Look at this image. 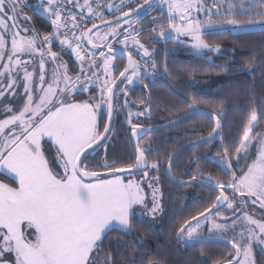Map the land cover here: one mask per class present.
I'll return each mask as SVG.
<instances>
[{
  "label": "snow or ice",
  "instance_id": "1",
  "mask_svg": "<svg viewBox=\"0 0 264 264\" xmlns=\"http://www.w3.org/2000/svg\"><path fill=\"white\" fill-rule=\"evenodd\" d=\"M20 2L21 0H0V61L7 57V62L0 70V76L8 75L10 77L12 71L23 66L25 69L24 80L26 81L25 95L27 96V100L18 113L10 107L5 108L6 118L0 120V168L14 173L19 184L18 187L13 188L0 183V264H9L4 258L6 253L14 256L12 264H93L91 254L101 241L102 235L113 225L126 232L130 231L134 208L146 206L140 184L131 179L125 182L115 174L125 171L131 173L134 168L150 167L158 170L160 165L156 162L148 164L145 153L150 149L141 147L139 143L135 147V164L131 167L124 169L104 165L113 175L112 179H99V173L90 171L88 166L83 164L82 154L94 144L106 139L111 129V118L114 112L113 97L116 95L113 90L116 78L111 76V56L105 57V54L101 52V57L104 58L103 69L106 79L100 89V103L107 104L109 116V122L104 125L103 132L99 131L97 125L96 109L99 108L100 103L93 104L90 101L67 103L63 98V94L75 86L72 78L67 75L66 65L60 64L53 70L51 81L46 80L47 73L43 57L50 55L54 63L57 58V53L50 49L47 53L43 48L39 50L41 56L39 78L41 84L47 83L48 87H41L40 91L43 94L39 96L37 102L27 83L32 79L33 73L27 71V62L22 61L21 56L37 54L39 37L35 35L21 36L19 30H12L16 27L17 8ZM67 2L72 3V0H67ZM159 3L167 6L169 13L167 27L171 31L177 33L178 36H191L192 47L197 52L203 49L219 52L218 45L210 47L201 38V21L192 18L193 12L200 13L205 10V0H159ZM224 3H227L226 13L221 11L223 3H214L217 9L215 13H212L211 7L207 8L209 25H211L213 14L217 16L255 14L264 17V0H247V7H244L243 0H240L239 4L235 0H224ZM144 5L151 7L149 0H144ZM76 6L82 9L87 8L90 15L101 20L104 19L92 7L89 0H84L83 5L77 3ZM62 7L63 5L58 6V0H46V4L43 5V11L56 30L57 38H59L61 27L65 29L68 27L67 23H63L67 18L62 15ZM107 7L111 9L114 5L108 4ZM115 7L117 11H121L124 7L123 0L120 5H115ZM237 7L240 9L239 12L235 11ZM140 9L143 10V6H140ZM254 9L256 11L253 13ZM134 12L135 10L129 7L128 11L122 13L125 23H128L126 18L133 15ZM69 15L73 21L76 19L74 15ZM177 18L184 23L177 24ZM8 21H12V24L9 25ZM116 23L119 24V20ZM227 24L234 28H247L256 25L264 27V19H250L246 23L229 19ZM72 27L80 29V26L75 23ZM95 27L96 25L93 24V28ZM160 28V37L165 38L168 34L163 30V25ZM116 35L118 32L113 30L99 38L105 42L103 46L108 47L109 52H112L113 49L107 43L108 37L115 38ZM9 36L11 37L10 48L7 46ZM138 36L139 33L136 34V37L129 34L125 36V42L130 38L133 39L139 48L143 49L144 56H148V50L139 43ZM51 39V35H45L42 38V43H50ZM84 41L91 44L93 48L101 47L93 39L92 29H80V35H76L75 32L69 35L65 31L64 38L59 39L61 47L67 45L81 63V72L76 77L77 80L80 79V76H86L84 72L85 56H81V51H88L82 47ZM206 59L210 58L206 57ZM261 63L264 61L254 62L250 67H260ZM87 66L89 68L96 66L94 57ZM153 67L155 66L153 65ZM60 68L64 69L63 76ZM92 77L98 79V73L86 76V82L90 83ZM120 77L127 80L128 84H132L134 78L141 77L140 65L132 58L130 52L128 53V63L120 72ZM13 84L14 81L10 80L9 91L12 90ZM127 94L126 91L123 92V95L127 96ZM2 95L4 92L0 91V96ZM122 107H127V101ZM189 109L192 112L199 111L195 107V101L189 105ZM145 111H138L136 115L142 116ZM9 113L11 114L9 115ZM212 115L219 117L224 113L219 111ZM131 117L132 113L129 112L132 135L139 137L143 129L139 123H132ZM258 123L257 109L252 107L243 129L240 146L236 149V158L239 162L242 159L241 151L244 153L243 158H246L253 141H255L258 145L256 159L248 165L247 171L242 175L237 176L235 172L230 173L229 183L215 181L216 186L221 189L220 195L216 197V203L211 205V208L205 209L185 221L178 230V237L182 238L186 235L188 241L202 239L204 224L201 218H203V221L207 222L209 233L215 232L222 239L223 236L220 234L226 229V224L215 222L211 216L213 210H218L225 203L228 209L235 207L224 195L226 189H232L233 193H239L242 197H255L252 202H259L260 207L264 208V135L259 133L255 136L251 135ZM219 128L220 120L216 119V126L209 136L215 134ZM44 136L49 137L58 146L57 151L63 175L52 171L41 151L40 140ZM225 155H227L226 152ZM171 159L172 156L169 157V160ZM232 167L229 159L226 169ZM226 174H229L227 170ZM147 176L148 173L145 172V178ZM86 177H96L97 182L86 183L84 180ZM209 182H212L210 178ZM149 187L152 188L153 203L147 211L155 215L160 207L158 200L160 190L158 187H153L151 183ZM244 220L248 225L246 234L245 230H242L239 240L235 237L228 240L235 254L231 259L225 261V264H255L253 244L255 242L264 245V222L257 221L247 214H245ZM253 225L255 228L252 227Z\"/></svg>",
  "mask_w": 264,
  "mask_h": 264
},
{
  "label": "trees",
  "instance_id": "2",
  "mask_svg": "<svg viewBox=\"0 0 264 264\" xmlns=\"http://www.w3.org/2000/svg\"><path fill=\"white\" fill-rule=\"evenodd\" d=\"M104 1V19L96 20L95 28L121 17L125 11L108 14ZM235 2L239 4L240 0ZM243 3L244 7L248 6L247 0H243ZM225 5L227 7V3ZM23 9V15L22 12L17 13V27L29 26L40 39L56 32L50 19L38 11L37 5L33 9ZM239 10V7L235 9L236 12ZM229 19L246 23L250 19L259 20L264 17L255 14L224 16L215 18L213 23H224ZM161 25L164 26L163 30L167 28V17L156 9L149 11L136 23L139 42L149 54L151 50L155 52L151 61L159 76L156 79L142 77L140 86L133 88L127 96L122 93L123 82L116 87L111 129L106 139L82 154L83 164L90 171L99 173V178L107 179L112 174L104 167L105 164L127 169L135 164L137 143L150 149L145 153L148 164L156 162L160 165L158 170L153 169V173L164 205L161 223L155 227L133 216L130 231H108L91 254L93 264H225L235 254L227 243L206 238L189 245L182 244L178 241L177 233L185 221L216 203L220 189L212 188L204 181L209 178L222 182L230 180V176L213 158L230 159L232 165H239L235 172L237 176L246 171L255 144L244 163L236 160V149L240 146L252 107L257 109L259 123L251 135L264 133V63L260 67H250L254 62L264 61V31L238 35L228 32L203 35L201 38L205 43L210 47L218 45L220 49L219 52H210L206 56L210 59H206L193 56L180 43L159 40L157 37ZM58 36L59 39L63 38L61 34ZM61 48L59 41L51 46L52 52H56L57 57L64 61L69 73L73 77L78 76L81 67L71 52H62ZM114 61L118 67L113 77L117 81L126 64L118 57H114ZM86 94H77L72 102H84L95 96L92 101L97 104L95 89L91 88ZM125 101L127 107H122ZM193 101L199 109L197 112L189 109ZM104 108L101 107L97 114L100 132L104 131V125L108 123L107 104ZM138 111H145V114L137 116ZM219 111H223L224 115H212ZM129 112L132 113V123H139L141 129L148 131L136 145L129 123ZM216 119L220 120V128L209 136L216 126ZM106 142V147L98 148ZM41 151L52 171L63 175L58 151L53 143L42 141ZM0 183L17 187L13 180L2 174ZM224 195L229 199L228 193L224 192ZM216 212L230 214L225 213V207ZM255 264H264V257L255 253Z\"/></svg>",
  "mask_w": 264,
  "mask_h": 264
},
{
  "label": "rangeland",
  "instance_id": "3",
  "mask_svg": "<svg viewBox=\"0 0 264 264\" xmlns=\"http://www.w3.org/2000/svg\"><path fill=\"white\" fill-rule=\"evenodd\" d=\"M95 1L96 0H89V3H91V5H92ZM223 1L224 0H205V2H206L205 10L200 12V13L193 12L192 18L194 20L199 19L201 21V29H202L201 37L203 35H207V34L222 33V32H228L231 34L238 35V34L249 33V32L264 31V27H262L260 25H256L254 27H247V28H234L233 26L228 25L227 22L213 23V20L215 18L228 16V15H224V14H222L220 16L213 14L211 16V25H209L208 24L209 17H208L207 8L211 7L212 13H215L217 11V9L214 6V3H223V7H222L221 11H222V13H226L227 7ZM59 2L67 3L68 5L72 6L75 9L79 8L76 6L77 3H79L80 5L84 4V0H72V3H68L67 0H58V3ZM103 2L105 4L104 0H103ZM123 3H124V7L121 9V11H117V8L115 7V5H120L121 0H106L107 5L112 4V5H114V7L109 9L106 5L105 11L108 12V14H112V13L118 14L124 10L128 11L129 7H134L135 8L134 17L127 18L128 23H125L124 22L125 19H123V20L119 21V24L105 25L93 33V39L96 41V38L98 37L97 41H100V43H98V44L104 45L105 42L99 39L101 36H105L106 34H108L109 32H111L113 30H116L118 32V35H116L115 38L109 36L108 40H107L108 44L111 43L113 51L109 52V50H108V51L103 52L105 54V57L111 56V76H113V68L115 66L114 52H117L116 46L122 45L121 47H126L125 44L127 41H133L130 43H135V41L131 38L125 42V36L131 34L132 37H136V34L139 33L138 28L136 27V23L141 17H144L149 11H153L156 9V10H160L162 13L166 14L167 23H168L169 13H168L167 6L161 5L159 3V0H149V3L151 4L150 8L148 7V5H144V0H123ZM45 4H46V0H21V2L18 5V8H17V13L20 14L22 12L21 15H23L24 14V12L22 11V10H24L23 8L33 9V8H35V5H37L38 11H40V13L42 15L48 17L47 14L44 13V11H43V5H45ZM140 6H143V10L140 9ZM131 23L133 25L131 27H127ZM176 23L182 24L184 22L180 21L177 18ZM8 24L11 25L12 21H8ZM217 26H222V27H217ZM125 28H127L129 30H127L126 32H122ZM12 30L13 31L19 30L21 36H25V35L26 36H33V35H35L34 32L32 31V29L27 25L25 27H22V28L20 26H18V27L16 26ZM25 30H27V31H25ZM164 31L168 35L165 38H161L160 33H159V35L157 37L159 40H161V41H175L177 43H180L183 46L187 47L190 50L191 54L195 57H206L210 52L215 53V51H209L208 49H203L200 52H197V50L192 47L193 41H192L191 36H189V35H179L178 36L177 33H175L174 31H171L168 27ZM35 36H37V35H35ZM7 39H8V46L11 47V37L9 36ZM39 39L37 40V54H35L34 56H28V55H24V57L21 56V60L27 62V65H26L27 71L33 73L32 79L30 81H28L27 83L29 84L30 88L32 89V91L34 93V99L37 102L39 100V96L43 94L40 91L41 87H43V88L48 87L47 83H44L42 85L40 82V78H39L40 77L39 65L41 62V56L39 55V50L41 48H43V50L46 53L49 49L52 51V49H51L52 44L54 42L59 41V38H57L56 32L52 35V39H51L50 43H42V38L40 40ZM130 47H131V49L132 48H138L139 49V46L136 43L129 46V48ZM126 50L124 49L123 51L126 52ZM154 55H155V52L153 50H151L150 54L147 57L149 60H151V59H153ZM5 58H7V57H5ZM43 59L45 61V69H46V73H47L46 80H48L50 82L51 78H52L53 70L55 68H57L60 64H63V65H66V64L64 63V61L61 58H59V59L56 58V62L54 63L52 61V57L50 55H45L43 57ZM6 62H7V59L0 61L1 70L3 69L4 63H6ZM103 63H104V58H102L101 54H100L99 55V74H100V78H101V82H102V87H103L104 81L106 79V77L104 75ZM140 70H141V77L140 78H134V81L132 84H128L127 80L124 79V81H123L124 87H123L122 93L126 91L129 94L133 88L140 86L141 78L147 77V71H145L141 68H140ZM60 72H61V75L63 76L64 69L60 68ZM24 74H25V69L23 66H20L18 68V70L12 71L10 77L8 75L0 76V91L4 92V95L0 96V120H3L6 118V115L4 112L5 108L10 107L18 113L21 110L23 104L25 103L26 98L21 97V85L24 82L26 83V81L24 80ZM67 75L70 76L69 73H67ZM70 77L72 78V80H76L77 76L75 78H73L72 76H70ZM2 78H5L6 80L4 82H1ZM10 80L14 81L13 88L11 91H9V89H8V85H9ZM18 86H19V89H17ZM61 87H63V84H61ZM22 93L25 96V91H23ZM77 93H78V91L76 89L71 88L69 92L63 94V98L67 102L70 99L72 100V98L75 97L77 95ZM86 95L88 97V94H86ZM106 95H107V93H106ZM104 107H105V105L102 106V109H105ZM10 114L11 113H9V115ZM261 135H264V133ZM253 144H255L254 145V153H253V156L249 160V164H251L252 161L254 159H256V156H257L258 145L255 141H253L252 145ZM107 145H108V142L104 143L103 145H101L98 148L106 147ZM252 145H251V147H252ZM251 147H250V149H251ZM249 153H250V150L247 154V157H248ZM240 155L242 157V159H240V160H242V162L244 163L247 160V157L243 158L244 157L243 151H241ZM213 160L215 163H217L223 169V171L225 173L227 170V172L229 173L228 174L229 176H230V173L236 172V170L239 169V165L238 166L233 165V167L231 169H226V164H227L228 160H218L215 158H213ZM236 160H237V158H236ZM3 170H4V168H0V174H3ZM246 171H247V169H246ZM145 172L148 173L147 178H145ZM115 175L120 176L121 179H123L125 182H127L129 179H131V180H134L140 184V187L143 189V192L141 194L145 197V205L146 206H136L134 208V216H136V217H138L144 221H148V222L152 223L155 227H158L161 223V218H162V215L164 212V205H163L161 190L159 188L157 179L153 173V168H148V169L143 168L142 171L138 175L130 174L126 171L123 173H116ZM108 176H109V178H107V179L113 178V175H108ZM99 179H101V178H99ZM211 181L212 182L210 183L209 180H205L204 183L211 186L212 188L220 189L215 184V181H217V180H211ZM95 182H97V178L94 181L86 182V183H95ZM220 182H222V181H220ZM229 182H230V180L227 182H222V183L227 184ZM150 183L153 185V187H158L160 190L158 193V200H159L160 207H159V210L156 212L155 215H152V214L148 213V211H147L148 209H150L152 207V203H153V201H152V188L149 187ZM220 191H221V189H220ZM224 192L228 193V195H229L228 200L231 201L235 207L233 209H228L227 204H226L224 206L225 207V213L230 212V214H222V213H218V212L213 210V215L211 216V219L214 220L215 222L226 224V229L223 231V233L220 234L221 236H223V238L222 239L219 238L215 232L210 234L208 231L207 222L203 221V218H201L202 223L204 224L202 236H203V238L221 241V242L227 243L228 245L231 246V244L228 243V240L232 239L233 237H235L237 240H239L241 238L240 233L242 232V230H245V234H246V229L248 228V225H247L246 221L244 220L245 214H247L248 216L252 217L253 219H255L257 221L264 222V208L260 207L259 202H256V203L252 202L255 199V197H251V198H249L247 196L242 197L239 193H233L232 189H226V190H224ZM231 212H235V213L231 214ZM193 223H195V222H193ZM233 225H235V226H233ZM252 227L255 228V225H253ZM112 229L124 231L116 225H113V227L110 230H112ZM110 230H108V231H110ZM108 231H106L103 235H105ZM184 238L188 241L186 235L184 236ZM189 242L192 243L194 241H189ZM255 253H258L264 257V245L256 244L254 242V244H253L254 259H255ZM4 258L9 262V264H12V262L14 261V256L12 254L6 253Z\"/></svg>",
  "mask_w": 264,
  "mask_h": 264
},
{
  "label": "built area",
  "instance_id": "4",
  "mask_svg": "<svg viewBox=\"0 0 264 264\" xmlns=\"http://www.w3.org/2000/svg\"><path fill=\"white\" fill-rule=\"evenodd\" d=\"M59 5H63L62 15L67 18L65 21H63V23H67V25H68L67 29H65L63 27H61V29H60V33L62 34L63 38H64L65 31H67L69 33V35H71L72 32H75L76 35H80V29L87 30L98 19L96 16L90 15L87 9L84 11H76V10L72 9L71 7L65 5V4L58 3V6ZM103 6H104L103 0H96L92 4V7L100 15H101V11L103 9ZM69 14L74 15L76 19L73 21ZM73 23L79 25L80 29H73V27H72ZM73 46H75V44H73ZM82 47L87 49L86 46L84 45V42L82 44ZM106 49H108V47H105L104 51ZM65 50H71V49L67 45H65ZM129 52L132 54V58L139 63L140 68L143 70L146 69V71L148 72L151 79H156L159 76V73L155 70V68L153 67V64L148 60V58L146 56H144L143 52H140L139 50L134 49V48L130 49L128 51V53ZM99 54L92 53L89 50L87 52L81 51V56H85L84 72L86 73V76H91L92 73H98ZM93 57L95 58L96 66L89 68L87 66V64L89 61H91L93 59ZM90 83L92 86H94L98 89V102L100 103V89L101 88H100L99 78L97 79V77H92ZM100 104H102V103H100Z\"/></svg>",
  "mask_w": 264,
  "mask_h": 264
},
{
  "label": "crops",
  "instance_id": "5",
  "mask_svg": "<svg viewBox=\"0 0 264 264\" xmlns=\"http://www.w3.org/2000/svg\"><path fill=\"white\" fill-rule=\"evenodd\" d=\"M76 9H82V8H76ZM83 9H85V8H83ZM82 9V10H83ZM133 24L131 23L129 26H127V27H131ZM100 29V28H99ZM126 30H129V29H127V28H125ZM124 29V30H125ZM122 31V32H125V31ZM98 40V37L96 38V42L97 43H100V41H97ZM130 42H133V41H127L126 42V44H125V46L126 47H121L122 45H115L116 46V48H117V51H120V52H122L124 49L126 50V49H128L129 48V46H131L132 44H135V43H130ZM130 43V44H129ZM129 44V45H128ZM128 45V46H127ZM8 46V45H7ZM8 47H10V46H8ZM23 57H24V55H23ZM7 58H5L4 60H6ZM57 59H59V57H57ZM76 60V59H75ZM76 62L78 63V65H79V67L81 66L80 65V63L76 60ZM114 63H115V66H114V68H113V72L117 69V63L114 61ZM0 70H1V68H0ZM67 73H69V70H68V68H67ZM70 74V73H69ZM70 76H72L71 74H70ZM73 77V76H72ZM73 78H75V77H73ZM6 79L5 78H2L1 79V82H4ZM73 81V84L75 85L74 87H72V89H76L77 91H78V93L77 94H86V93H88L89 92V90H90V87H89V83L88 82H86V78H84V79H82V80H72ZM30 87V86H29ZM85 88H87V90H85ZM17 89H19V86H18V88ZM23 91H25V82L21 85V97H24V98H26V100H27V96L25 95H23ZM93 98H95V96L94 97H90V98H88V100H86V101H90L91 103H93L94 104V101H92V100H94ZM85 102V101H84ZM67 103H76V102H72V100L70 99V100H68L67 101ZM78 103V102H77ZM80 103H82V102H80ZM96 104V103H95ZM98 108L96 109V115L98 114ZM44 140H46V141H50L51 143H53V145L58 149V146L57 145H55L54 144V142L49 138V137H47V136H44V137H42L41 138V140H40V143L42 142V141H44ZM2 175H4V176H6V177H8V178H10L11 180H13L15 183H16V185H17V187L19 186V184H18V179L15 177V174L14 173H11V172H9L7 169H4L3 170V174ZM104 236V235H103ZM103 236H102V238H103Z\"/></svg>",
  "mask_w": 264,
  "mask_h": 264
},
{
  "label": "water",
  "instance_id": "6",
  "mask_svg": "<svg viewBox=\"0 0 264 264\" xmlns=\"http://www.w3.org/2000/svg\"><path fill=\"white\" fill-rule=\"evenodd\" d=\"M133 15H134V14H133ZM133 15H131V16H129V17H132ZM129 17H127V18H129ZM127 18H126V19H127ZM123 19H125V18H124L123 16H121V17H119V18H117V19H115V20H112V21H109V22L103 24V26H105V25H109V24H113V23H116L117 20L121 21V20H123ZM91 29H92V32H93V31H94L95 29H97V28H91ZM84 42H85L86 46H87L90 50H92V51H96V52L99 51V49H97V48H93L91 44H88L87 41H84ZM114 56L123 59V60L125 61V64L127 65V63H128V55H126V54H124V53H114ZM126 65H125V66H126ZM122 80L124 81V78L119 77L118 80L116 81V85H119V84L121 83ZM116 85H113V90H114V92H115V89H116V87H117ZM111 121H112V118H111ZM108 122H109V116H108ZM147 133H148V131L143 130V131L141 132V135H140L139 137L134 136V145H136V143H137L141 138H143ZM142 169H143V168H134L130 174H137V173L141 172ZM84 180H85V182H91V181L96 180V177H86V178H84ZM225 205H226V203H225L224 205H222L219 209L223 208ZM219 209H218V210H219ZM214 211H216V210H214ZM178 241H179L180 243H182V244H185V245H189V244L191 243V242L187 241L184 237H182V238H181V237H178Z\"/></svg>",
  "mask_w": 264,
  "mask_h": 264
}]
</instances>
